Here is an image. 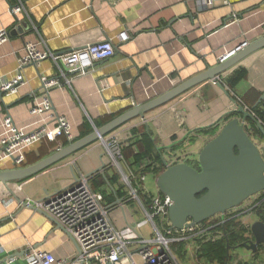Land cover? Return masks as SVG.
Instances as JSON below:
<instances>
[{
	"label": "crops",
	"instance_id": "0c3cea01",
	"mask_svg": "<svg viewBox=\"0 0 264 264\" xmlns=\"http://www.w3.org/2000/svg\"><path fill=\"white\" fill-rule=\"evenodd\" d=\"M19 3L25 10L19 15L12 14L11 7ZM263 26L264 0H214L212 6L198 0H0V29L10 31L9 40L0 44V73L7 78L17 74L19 56L24 54L27 42L58 55L107 39H111L116 47L111 58L95 62L87 74L75 76L70 82L61 77L51 57L39 65H27L23 70L27 83L17 94L3 97L0 135L2 123L8 116L19 128L31 130L36 126L38 117L33 116L30 109L34 94L40 95L43 75L59 79L60 85L51 90L53 109L70 121L76 140L132 108L215 68L225 52L243 42L250 45L264 38ZM124 30L131 36L126 42L118 38ZM238 67L246 68L247 75L231 90L226 78ZM218 77L220 83L205 81L149 111L145 118H135L113 132L122 135L125 146L135 129L146 130L161 148V159L165 158L169 164L186 162L195 167L199 159L196 164L192 159L199 158L202 148L215 136L197 135V130L214 127L217 134L228 120L241 118L237 112L240 104L255 116L253 108L264 95V47ZM230 115L233 116L227 119ZM89 129L92 130L83 135ZM191 137L196 140L189 141ZM173 146L177 147L171 149ZM183 148L190 151L181 154L179 150ZM55 151V147L46 141L33 145L27 151L26 166ZM105 151L98 140L30 178L9 185L0 184V260H6L3 264H24L30 247L46 249L60 258L78 252L75 241L62 226L63 229L59 228L42 214L43 210L24 206L22 200H44L70 185L80 174L87 175L98 168L102 159L106 163L105 174L107 169L117 174L125 193L120 202L107 205L111 206V211L122 207L127 222L139 220L136 218L139 209L144 213V207L149 206L153 195H164L159 188L157 192L147 191L145 180H135L133 187L139 198H131L122 174L109 166ZM137 151V146L127 147V156H124L122 149L124 170L143 175L145 179L147 173H152L157 181L163 171L140 173L132 166L129 158ZM163 165L166 169L164 162ZM10 168H13L10 162L2 167ZM89 178L91 182V176ZM254 203L260 205L253 208ZM223 217L226 222L235 219L237 225L246 227L247 237L243 242L227 244L229 258L225 264H264V260L259 259L264 255V245L255 252L243 246L244 242L253 240L252 224L257 220L264 221V191L230 209ZM127 222L122 221L121 227ZM223 231L221 237L227 236L225 227ZM200 240L216 241L204 238L182 242L174 246L175 251L184 259L190 246H194L197 254ZM235 247L242 249L233 256L231 249Z\"/></svg>",
	"mask_w": 264,
	"mask_h": 264
},
{
	"label": "built area",
	"instance_id": "2783aa9c",
	"mask_svg": "<svg viewBox=\"0 0 264 264\" xmlns=\"http://www.w3.org/2000/svg\"><path fill=\"white\" fill-rule=\"evenodd\" d=\"M198 1H204L208 6L214 3V0ZM24 10L22 3L11 7V13L15 15ZM9 38L10 31L0 29V44ZM118 38L126 42L131 36L124 30L119 33ZM248 45L249 42L246 41L225 52L219 57V62H225ZM115 51L116 47L111 39L88 44L83 49L64 55L42 51L37 44L27 42L24 54L19 56L17 74L7 78L0 73V105L4 96L17 94L21 86L27 83L23 73L27 65H39L41 61L51 57L58 66L61 77L70 82L75 76L87 74L95 62L111 58ZM40 80V95L34 94L30 109V113L38 117L36 126L31 130L19 128L9 116L2 123L0 170H3L2 167L8 162L13 168L24 166L27 151L37 143L45 141L54 143L59 149L63 147L64 140L68 143L75 140L70 121L65 116L56 114L53 109L51 90L60 85L59 79L43 75ZM220 80L221 78L217 77L213 82L218 84ZM104 88L103 86L100 90ZM100 142L109 157V166L122 174L123 182L130 189L131 198H139L133 181L143 182L145 176L124 170L122 135L112 132L102 137ZM22 204L35 205L47 213L66 230L78 248L74 255L60 258L46 249L30 247L26 252L24 264H183L174 246L197 239L216 240L221 237L226 223L223 216L227 213H219L201 223L179 229L173 226L169 216L172 200L166 195L157 194L151 197L149 206L144 207L142 219L128 221L125 226L119 227L111 217V206L105 203L104 195L92 187L86 174H80L70 185L44 200L25 199L22 200ZM259 205L254 203L253 208ZM191 222L192 220L188 221ZM145 226H149L150 232L155 235L144 234L142 229Z\"/></svg>",
	"mask_w": 264,
	"mask_h": 264
},
{
	"label": "water",
	"instance_id": "95a60500",
	"mask_svg": "<svg viewBox=\"0 0 264 264\" xmlns=\"http://www.w3.org/2000/svg\"><path fill=\"white\" fill-rule=\"evenodd\" d=\"M263 47L264 38L251 43L215 68H211L175 86L166 94L138 105L106 124L96 127L91 133L56 149L55 152L34 164L0 170V183L9 185L11 182L23 181L38 174L95 143L129 121L138 117L145 118L149 111L165 105L205 81L214 80L247 55ZM263 99L264 95L261 100ZM237 112L242 115L241 118L235 117L228 120L202 148L198 158L200 170L186 162L169 164L162 157L166 169L159 174L157 186L164 195L172 200L169 216L174 227L183 229L190 224L201 223L219 213L224 214L264 191V157L246 128L250 120L264 135V126L244 105L240 104ZM105 165L106 163L102 159L101 165L88 173L87 176L101 173L112 191L116 193L105 174ZM116 201L120 202L121 200L117 197ZM24 206L36 209L35 205ZM41 213L63 229L47 213L42 211ZM189 220L192 222L188 223ZM251 230L253 240L244 242L243 246L255 252L259 246L264 245V221H255ZM5 261L0 260V264Z\"/></svg>",
	"mask_w": 264,
	"mask_h": 264
},
{
	"label": "trees",
	"instance_id": "16d2710c",
	"mask_svg": "<svg viewBox=\"0 0 264 264\" xmlns=\"http://www.w3.org/2000/svg\"><path fill=\"white\" fill-rule=\"evenodd\" d=\"M247 75V70L244 67L235 68L232 73L226 78V82L234 90L236 86L242 81ZM255 115L264 123V99L260 101L258 105L253 108ZM233 115L227 116V119H230ZM98 125H101L100 123ZM92 129H89L88 132H85L83 135L89 133ZM197 135L210 134L216 135V129L211 128H202L196 131ZM195 137H191L189 141H195ZM55 147L54 143H50ZM68 144L67 140L63 141V146ZM137 146L138 151L133 154L130 160L132 166H134L140 173H145L148 171H155L156 173L162 172L165 170L161 159V148L157 147L156 141L154 140L152 134L146 130H137L133 132V136L127 142L123 148V154L126 155L127 147ZM177 146L171 147L174 149ZM56 150V149H55ZM28 158V157H27ZM28 163L26 159L25 165ZM197 169L200 168L199 164L195 166ZM106 175L109 180V183L115 186L117 194H114L108 187L107 181L102 174L98 173L91 176V182L93 187L102 192L105 198L106 204H111L116 201L117 197L123 198L125 193L122 191V186L119 183V177L117 174L110 172V169L106 170ZM225 233L227 236H223L216 241H201L198 247L197 255L198 257L205 259L209 262H218L220 264H225L229 258L227 244H235L236 242H243L247 237L245 236L244 226L237 225L235 219H231L225 223ZM244 227V228H243Z\"/></svg>",
	"mask_w": 264,
	"mask_h": 264
},
{
	"label": "rangeland",
	"instance_id": "374dc122",
	"mask_svg": "<svg viewBox=\"0 0 264 264\" xmlns=\"http://www.w3.org/2000/svg\"><path fill=\"white\" fill-rule=\"evenodd\" d=\"M255 118L257 120H259L262 125L264 126V123L255 115ZM247 131L250 134L251 138L253 139V141L258 145L263 157H264V135L262 134V132L258 129V127L256 126V124L252 121L249 120L248 124H247ZM214 137V136H213ZM212 137V138H213ZM55 149H57V146H55ZM190 149L188 148L186 150V148H183L179 150V152L181 154L187 153L189 152ZM190 155V153H188ZM197 157V156H196ZM197 158L192 159L193 164H196ZM144 187L146 188L147 191L150 192H157L158 191V186H157V181L155 179V176L152 173H147L146 175V179L144 181ZM136 207H138V204H136ZM139 208V207H138ZM111 217L112 219L116 222V224L121 227L122 226V221L124 223H126V219L124 217V212H123V208L119 207V208H115L111 211ZM144 217V213L142 210L139 209V213L136 215V218L139 220L142 219ZM120 219V221L118 220ZM142 232L144 234H150L151 236H154L155 234H152L150 232V227L149 226H145L142 229ZM242 248H232L231 249V254H233V256H236V252L238 250H241ZM259 259L264 260V255H261L259 257ZM181 260L183 261L184 264H209L205 259L199 258L196 254V248L194 246H190L189 248V252L188 254L185 255V258Z\"/></svg>",
	"mask_w": 264,
	"mask_h": 264
},
{
	"label": "flooded vegetation",
	"instance_id": "af4514ba",
	"mask_svg": "<svg viewBox=\"0 0 264 264\" xmlns=\"http://www.w3.org/2000/svg\"><path fill=\"white\" fill-rule=\"evenodd\" d=\"M200 170V169H199Z\"/></svg>",
	"mask_w": 264,
	"mask_h": 264
}]
</instances>
